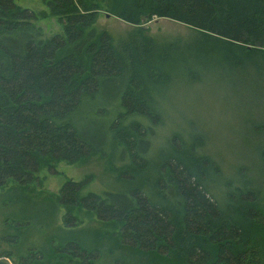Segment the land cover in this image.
Segmentation results:
<instances>
[{"label": "trees", "instance_id": "1", "mask_svg": "<svg viewBox=\"0 0 264 264\" xmlns=\"http://www.w3.org/2000/svg\"><path fill=\"white\" fill-rule=\"evenodd\" d=\"M41 2L46 9L0 0V238L12 247L0 256L12 264H264V196L231 186L221 203L185 157L162 158L156 177L126 193L89 191L90 177L66 180L54 201L28 193L42 165L54 173L51 162L93 153L118 154L137 179L160 120L157 98L179 71L170 62L179 39L141 27L113 38L95 26L98 0ZM107 11L135 26L155 17L189 26L186 40L224 60L264 56V0H111ZM47 16L61 33L43 38L35 22ZM59 206L61 225L47 231ZM86 217L99 223L92 244L70 233Z\"/></svg>", "mask_w": 264, "mask_h": 264}, {"label": "rangeland", "instance_id": "2", "mask_svg": "<svg viewBox=\"0 0 264 264\" xmlns=\"http://www.w3.org/2000/svg\"><path fill=\"white\" fill-rule=\"evenodd\" d=\"M98 1L100 10L95 26L113 38H123L141 27L156 39H179V53L170 60L173 69L179 71L171 73L157 98L160 120L147 152L148 167L136 179L118 154L111 159L107 154L93 153L73 164L51 162L54 173L42 165L36 174L40 185L28 193L33 191L30 195L37 200L46 197L54 201L66 180L82 181L87 177H90L89 191L126 193L143 178L156 177L162 158L178 156L185 157L190 165L201 166L202 176L221 203H225L231 186L247 185L264 196V56L257 61L224 60L212 49L186 40L194 34L189 26L156 17L140 26L131 25L107 11L111 0ZM15 3L32 10L46 9L41 0H15ZM35 25L43 38L61 33L60 24L52 16L39 18ZM185 45L193 47L192 54ZM98 122L107 123L106 119ZM26 212L37 214V206L27 204ZM63 213L59 206L58 219L47 231L55 232L54 226L61 225ZM98 225L86 217L82 227L70 233L75 239L92 244ZM4 230L6 227L0 221V235ZM38 237L39 234L32 235ZM1 241L0 238V252H11L12 247ZM13 259L18 263L19 255L14 254Z\"/></svg>", "mask_w": 264, "mask_h": 264}, {"label": "water", "instance_id": "3", "mask_svg": "<svg viewBox=\"0 0 264 264\" xmlns=\"http://www.w3.org/2000/svg\"><path fill=\"white\" fill-rule=\"evenodd\" d=\"M0 264H12L9 258L5 256H0Z\"/></svg>", "mask_w": 264, "mask_h": 264}]
</instances>
